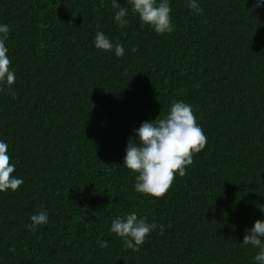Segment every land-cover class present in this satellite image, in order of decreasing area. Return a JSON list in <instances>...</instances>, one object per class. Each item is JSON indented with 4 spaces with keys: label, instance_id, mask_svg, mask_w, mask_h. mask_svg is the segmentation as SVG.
<instances>
[{
    "label": "trees",
    "instance_id": "1",
    "mask_svg": "<svg viewBox=\"0 0 264 264\" xmlns=\"http://www.w3.org/2000/svg\"><path fill=\"white\" fill-rule=\"evenodd\" d=\"M253 2L198 0L197 13L171 0L174 31L159 35L130 6L120 27L111 0H0L16 74L0 91V139L24 180L0 193V264H255L242 244L264 220V8ZM98 30L125 55L96 49ZM179 100L206 145L162 197L138 193L122 165L129 138ZM44 208L49 222L29 230ZM130 211L157 224L139 251L109 232Z\"/></svg>",
    "mask_w": 264,
    "mask_h": 264
},
{
    "label": "clouds",
    "instance_id": "2",
    "mask_svg": "<svg viewBox=\"0 0 264 264\" xmlns=\"http://www.w3.org/2000/svg\"><path fill=\"white\" fill-rule=\"evenodd\" d=\"M132 13L138 15L141 27L147 25L159 35L174 31L171 17V0H127ZM119 0H111L115 10L114 20L120 26L128 24L126 17L129 7ZM188 7L194 12H202L198 0H188ZM252 8H264V0H254ZM10 33L7 23H0V91L10 90L16 80L15 70L10 68L6 40ZM93 44L96 49L113 52L117 57L125 55V48L119 41L113 42L105 32L95 33ZM135 51V49H132ZM125 148L122 165L136 173L134 189L138 193L152 197H162L170 188L176 174L185 175L186 167L193 162V154L206 145L207 137L192 110V106L182 100L174 101L169 110L155 120H145L134 130ZM8 143L0 139V193L16 191L23 183L22 177L14 175L16 164L10 163ZM264 212V208H261ZM26 227L35 231L49 222L48 210H39L30 216ZM161 234L163 226L160 225ZM157 228L146 216L130 211L111 221L110 233L116 234L126 249L139 251L149 234ZM101 248L108 247V241L100 240ZM242 244L256 249L255 264H264V220L257 219L251 228L245 230ZM13 250L10 248V251Z\"/></svg>",
    "mask_w": 264,
    "mask_h": 264
}]
</instances>
